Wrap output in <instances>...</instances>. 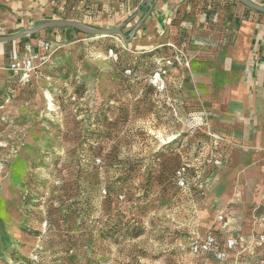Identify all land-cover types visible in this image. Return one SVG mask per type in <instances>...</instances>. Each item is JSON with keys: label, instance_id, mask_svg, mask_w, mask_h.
Here are the masks:
<instances>
[{"label": "rangeland", "instance_id": "rangeland-1", "mask_svg": "<svg viewBox=\"0 0 264 264\" xmlns=\"http://www.w3.org/2000/svg\"><path fill=\"white\" fill-rule=\"evenodd\" d=\"M121 42L76 33L54 42L34 82L0 75V264H188L190 242L226 207L209 116L185 102L176 67L166 92L150 84L169 43ZM183 167L179 185L170 173ZM111 212L142 234L101 235Z\"/></svg>", "mask_w": 264, "mask_h": 264}, {"label": "crops", "instance_id": "crops-1", "mask_svg": "<svg viewBox=\"0 0 264 264\" xmlns=\"http://www.w3.org/2000/svg\"><path fill=\"white\" fill-rule=\"evenodd\" d=\"M142 1L0 0V35L58 18L119 26ZM232 1L157 0L126 45L133 52L149 51L184 37L188 63L172 70L174 79L181 85L185 102L209 116V127L222 139L223 165L214 174L226 181L221 196L226 207L206 227L224 213L233 228L249 236L264 231V13L239 2L235 8ZM253 1L264 5V0ZM142 15L133 20L132 27ZM76 33L82 34L52 28L35 37L0 43L1 77L9 73L6 68L11 59L28 51L29 45L39 51L44 41L60 44ZM22 39L26 41L23 51L18 44ZM41 71L25 81L34 82Z\"/></svg>", "mask_w": 264, "mask_h": 264}, {"label": "built area", "instance_id": "built-area-1", "mask_svg": "<svg viewBox=\"0 0 264 264\" xmlns=\"http://www.w3.org/2000/svg\"><path fill=\"white\" fill-rule=\"evenodd\" d=\"M53 42L44 41L41 50H33L29 45L28 51L11 59L7 71L14 76L27 79L38 72L51 59ZM123 49L126 44L121 42ZM173 50L158 59L160 66L150 76V84L158 93L168 89V69L187 65V52L176 43H169ZM108 56L114 60L120 59V51L116 47L108 49ZM126 75H132L133 69H124ZM179 185L185 184L184 167L178 169ZM264 226V218L262 219ZM188 264H264V231L246 236L231 226L230 220L224 213L215 217V223L194 236L189 245Z\"/></svg>", "mask_w": 264, "mask_h": 264}, {"label": "water", "instance_id": "water-1", "mask_svg": "<svg viewBox=\"0 0 264 264\" xmlns=\"http://www.w3.org/2000/svg\"><path fill=\"white\" fill-rule=\"evenodd\" d=\"M248 8H251L256 11L264 13V5H261L253 0H238ZM157 0H143L141 4L137 7V10L128 17L122 25L119 26H97L93 24L86 23L84 21L75 20V19H48L42 20L35 26L21 30L17 33L10 35H0V43L12 42L18 39H21L24 36H30L36 34L40 31L49 29V28H74L79 30L82 33L98 36H121L125 43H130L135 37L137 31L140 29L144 21L150 15L154 4ZM142 17L137 21V23L130 29L127 33L123 30V27L134 20L139 15Z\"/></svg>", "mask_w": 264, "mask_h": 264}, {"label": "trees", "instance_id": "trees-1", "mask_svg": "<svg viewBox=\"0 0 264 264\" xmlns=\"http://www.w3.org/2000/svg\"><path fill=\"white\" fill-rule=\"evenodd\" d=\"M128 24H130V23H128ZM51 29L52 28H49V29H46V30H51ZM70 29L75 31V32H80L79 30L74 29V28H70ZM37 35H38V33L33 34L31 37H35ZM175 173H176V169H173V171H171V173H170V178H174L176 176ZM109 216H110V219H109V221H107L105 223V230H101L102 231L101 235L106 236V237L109 236V237H113V238L116 237L115 238V241H116L117 238H118V235L120 234V232L124 236L129 235V236H133V237H137V236L142 234V230L140 228L135 227L132 224H130L129 220L123 226H119V224L116 223V220L114 219L115 218V214L113 212H111L109 214ZM27 264H37V262L34 261V260L33 261H27Z\"/></svg>", "mask_w": 264, "mask_h": 264}, {"label": "bare ground", "instance_id": "bare-ground-1", "mask_svg": "<svg viewBox=\"0 0 264 264\" xmlns=\"http://www.w3.org/2000/svg\"><path fill=\"white\" fill-rule=\"evenodd\" d=\"M46 95L49 97L50 95H49V93H46Z\"/></svg>", "mask_w": 264, "mask_h": 264}]
</instances>
